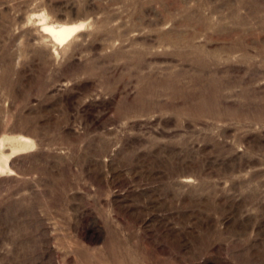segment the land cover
Wrapping results in <instances>:
<instances>
[{
  "label": "rangeland",
  "instance_id": "1",
  "mask_svg": "<svg viewBox=\"0 0 264 264\" xmlns=\"http://www.w3.org/2000/svg\"><path fill=\"white\" fill-rule=\"evenodd\" d=\"M0 160V264H264V0H0Z\"/></svg>",
  "mask_w": 264,
  "mask_h": 264
},
{
  "label": "bare ground",
  "instance_id": "2",
  "mask_svg": "<svg viewBox=\"0 0 264 264\" xmlns=\"http://www.w3.org/2000/svg\"><path fill=\"white\" fill-rule=\"evenodd\" d=\"M43 21V19H42ZM83 27V23H50L43 22L41 28L44 33L49 35L56 44H64L67 42L76 32ZM25 142V141H24ZM1 161V160H0ZM7 162V161H6ZM3 163L4 167L7 163ZM0 165V169H1Z\"/></svg>",
  "mask_w": 264,
  "mask_h": 264
}]
</instances>
